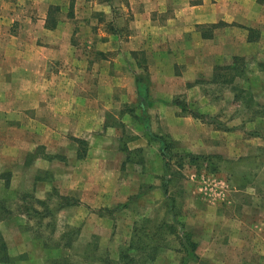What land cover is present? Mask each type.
I'll return each instance as SVG.
<instances>
[{"label":"crops","instance_id":"0c3cea01","mask_svg":"<svg viewBox=\"0 0 264 264\" xmlns=\"http://www.w3.org/2000/svg\"><path fill=\"white\" fill-rule=\"evenodd\" d=\"M125 1L121 7H115L113 0H0V139L11 137L6 142L0 141V161L9 149L22 153L24 147H29V158L34 154L33 158L50 160L49 155L56 149L74 148L72 165H60L61 170L65 168V173L60 174L54 184L47 181L53 188H58L57 196H65L76 203L67 206L69 209L75 207L69 210L71 222L80 225L75 241L68 245L66 238L62 241L61 237L63 244L53 248L65 250L71 260V251L82 253L93 246L100 251V246L111 237V221L104 212L109 202L127 204L136 194L142 200L145 197L147 200L149 193L160 196L163 159L159 165L161 173H139L121 178L125 163H133L126 160L127 156L135 149L142 151V148L132 145L131 141L127 145L121 143L126 137L125 126L117 120L122 115L124 122L128 117L134 118L136 113L119 111L117 114L114 92L121 89L128 93L134 91L138 106L135 75L147 78V107L152 105V95L157 96L158 90L168 91L165 98L157 101L166 110L165 120L178 122L179 117L174 115L177 109L173 95L180 90L199 88L201 83L211 84L217 63L227 56L240 57L243 53L238 49L251 46L259 38V21L255 26L247 23L244 28L243 8L234 1L173 0L171 4H164V0ZM95 8L101 11V17L110 12L111 17L104 21L109 24V29L105 32H100L99 28L97 32L89 30L83 36L91 45L105 42L106 50L110 52L108 58L101 57L100 51L82 53L72 43L76 40V37L73 39V25L77 30L78 27L82 29L84 22L91 23L90 18L84 19L81 14L83 10ZM121 8L127 12L123 22H119L113 12V9L119 11ZM229 8L235 10L230 19L227 16ZM169 10L173 12L166 18ZM53 11H59V17ZM160 16L165 19L159 20ZM102 22L99 19V26ZM97 24L95 21L94 25ZM116 42L121 45L113 46ZM93 46L90 48L105 52ZM137 56L145 57L147 62L138 63ZM130 73H133V79ZM89 74L91 81L84 82ZM110 101L114 108H110ZM109 113L114 122L105 124L106 119L101 120V117ZM199 136L202 139L198 144L186 146L187 152H209L212 135L202 133ZM106 144L112 147L108 148ZM40 149L44 152L40 153ZM113 154L117 161L112 159ZM59 160L66 158L59 157ZM5 167L10 166L0 165V169ZM143 184H151L153 188H145L142 192ZM223 198L215 200L220 202L213 206L227 207V202L222 203ZM248 198L251 200L247 204L244 200L238 201L234 218L227 215L222 219L218 215L220 218L213 217L201 231L196 232L195 227L184 221V228L173 234L178 249L183 251L181 235L185 231L191 234L196 245L195 264H264V204L254 191ZM213 206L206 205L209 212L203 211L208 216L212 210L213 215L218 213ZM76 212L82 214L79 222H76ZM2 231L0 224L1 234ZM16 234L21 235L19 231ZM40 242H35L38 251L47 252L41 253L40 262L29 258L28 263L50 264L60 256L48 253L52 250ZM115 245L113 248L118 247ZM160 249L151 264L163 262L164 246ZM170 260L165 263L182 264Z\"/></svg>","mask_w":264,"mask_h":264},{"label":"rangeland","instance_id":"374dc122","mask_svg":"<svg viewBox=\"0 0 264 264\" xmlns=\"http://www.w3.org/2000/svg\"><path fill=\"white\" fill-rule=\"evenodd\" d=\"M226 1L227 3L234 1L242 6L245 14L244 28L248 26L247 23L255 26L256 21H259V38L251 46L239 48L238 50L243 53L240 57L227 56L217 63L216 78L211 84L201 83L199 88L191 91L180 90L173 95L177 109L174 115L179 117L178 122L165 120L166 110L157 101L159 98H165L168 91L158 90L157 96L152 95V105L146 109L149 131L163 138L167 146L162 148L165 159L160 153L159 142L146 135L148 131L144 127L145 122L140 119L142 114L136 105L135 92L128 93L122 89L114 92L116 98L114 101L117 103L115 112L118 114L119 111H133L139 117V119L128 117L123 122L122 119L125 117L120 115L117 121L125 126L124 134L126 135L121 139V143L127 145L131 141L132 145L137 144V148H142V151L139 149L131 151V159L128 162L133 163H125L121 178L139 173L150 175L152 172L161 173L159 165H162L163 159V165H166L165 169L168 170L164 176L166 179L171 177L172 181L167 183V196H163L161 188L158 197L149 193L147 200L146 197L142 200L136 194L131 196L127 204L109 202V205L105 206L104 212L111 221L112 235L106 241L107 243L100 246L103 257L117 260L120 249L130 241L133 230L137 231L142 225L147 227L149 232L147 237L143 236V231L141 232V244L158 242L164 246L161 252L163 255L161 264H167L165 261L170 259L180 261L182 264H195L184 250L178 249L175 236L171 233L173 225L178 228L185 221L188 225L195 227L197 232V230L201 231L202 226L213 217L221 215L224 219V216L231 215L234 218L238 201L244 200L246 204L250 203L251 199L248 196L253 191L261 196V203L264 204V0ZM125 2V0H113L115 7H121ZM162 2L171 4L173 0ZM95 9L83 10L82 17L90 18L91 23L84 22L82 29L77 28L78 31L77 26L73 25V39L76 37V40H72V43L77 45L82 53L92 54V52L100 51L101 57L108 58L110 52L106 50L105 42L91 45L90 40L83 36L87 35L89 30L97 32L99 28L100 32H105L109 29V24L104 21L111 17L110 12L103 13L101 17L99 16L101 11ZM113 12L114 16L116 13L119 22L126 20V10L121 8L119 11H114L113 9ZM170 12L172 13L173 10L167 11L166 18ZM53 13L59 17V11H53ZM234 13L235 10L229 8L228 19L233 17ZM212 18L214 19L213 16ZM99 19L103 21V25L99 26ZM164 19L163 16L159 18V20ZM95 21H98L97 25H94ZM114 45L119 47L121 44L116 42ZM90 46L104 49L105 52L91 49ZM137 58L138 63L146 60L142 56ZM98 69L101 68L98 67ZM91 77V74L85 76L84 82L91 81ZM131 77L133 79L134 75ZM110 105V108L115 107L111 101ZM193 114L204 117L197 118ZM141 118L146 120L145 116ZM105 119V124L114 122L111 113L101 117V120ZM202 133L212 135L210 140L213 145L211 143L209 152L203 154L204 156L189 162L184 154L187 152L186 146L198 144L202 139L199 135ZM133 136L138 138L132 139ZM9 138L11 137L4 136L0 141L6 142ZM146 141L147 145H145ZM106 146L112 147L110 144ZM28 152H30L29 147H24L22 153L9 149L5 151L3 161H0V165L10 166L0 169V220H2L0 224L3 228L2 234L0 233V264H27L29 258H36L37 262H40L39 257L42 252L40 253L36 246L40 241L48 246V250H52L48 251L52 255L67 253L63 249L53 248L63 244L64 238H66L65 243H73L78 235L80 225L72 224L70 218L72 214L69 211L75 207L70 209L67 208L69 205L59 207L58 188H53L52 184L47 183V181L51 183L53 181L54 184L55 180H59L60 174L65 173H63L65 168L61 170L60 165H72L75 160L74 148L67 146L64 149H56L49 155L50 160L42 157L33 158L34 154L29 158ZM41 152H44L43 149H40ZM59 157H65L66 160L60 161ZM112 159L117 161L115 154ZM42 165H52V167L44 168ZM34 178L38 180L34 181ZM143 187L142 192L145 188L148 190L149 187L153 188L151 184H143ZM222 197H225L222 203L227 202V207L225 205L214 207V203L220 202L215 200ZM171 200H174V203H171ZM205 204L212 205L218 213L213 215L214 210H212L208 216L205 212L209 210ZM169 205H173L174 208L170 209ZM134 212L136 215L133 214ZM173 212L179 213L178 219H172ZM76 215L78 216L76 222H79L82 214L76 212ZM161 222L164 224L159 227ZM17 231L22 236H17ZM3 233L6 235V240ZM62 234L64 238L60 241L59 236ZM35 242L38 243L35 245ZM78 243L82 242L78 240ZM115 244H118L117 248H113L116 247ZM46 252L43 250L44 255ZM130 253L137 256L136 251H130ZM67 256L69 257L68 253ZM140 257L143 259V254Z\"/></svg>","mask_w":264,"mask_h":264},{"label":"trees","instance_id":"16d2710c","mask_svg":"<svg viewBox=\"0 0 264 264\" xmlns=\"http://www.w3.org/2000/svg\"><path fill=\"white\" fill-rule=\"evenodd\" d=\"M216 78V75H215ZM135 81L137 84V89H136V93L138 95V99H139V105L138 108L141 110V114L142 116L146 117V120L140 117V119L145 122L144 123V127L146 128L147 132V136L154 138L156 141L159 142L160 145V153L162 154L163 158L165 159V154H164V150H162V148L165 146V148L167 147L163 141V138L160 135L157 134H153L151 133L150 130V126H149V121L147 118V112H146V108L148 106V91H147V85H148V80L147 78H144L140 75H135ZM194 117H199L202 118L204 116L202 115H197V114H193ZM134 118H138L139 117L134 114L133 116ZM186 158L188 159V161L190 162V160L195 159V158H200L202 156H204L203 154H192L189 152H185L184 153ZM130 158V154L127 156V161H129ZM195 161V160H193ZM164 165V173L168 172L167 169H165ZM171 177H169L168 179L165 178L163 179V183H162V189H163V194L164 196L168 195V191H167V183L169 184L172 179H170ZM59 198V207L60 206H65V205H72V204H76L75 202H73L72 200H70L67 197H61L58 196ZM174 203V200H171V203ZM173 205H169L170 209L174 208L171 207ZM179 213H174L172 214V219H178ZM179 222V221H178ZM175 222H173L174 224ZM164 222H161L159 224L160 226H163ZM158 227V226H157ZM174 225L172 226L171 229V233L175 234L177 233V231H179L180 229L182 230L184 228V223L183 225H179L178 228H175L174 230ZM143 231V232H142ZM141 232L143 234L144 237H147L149 229L147 227H144L142 225H140L139 229L133 230V234L130 238V241H128V243L122 247L119 251L118 254V259L117 260H112L109 259L108 257H103L102 254L100 253V251H98L95 247L93 246V248L91 250H86L85 252H73L72 253V260L67 256V254L62 253L60 254L59 257H57L56 259L51 260L50 264H149L150 262H152L153 260H155V258L157 257V255L160 253L161 249V245L158 244V242L156 243H144L141 244ZM140 238H138V237ZM63 237L64 238V234L59 236V240L60 238ZM138 239V241L136 240ZM95 244V243H94ZM69 245V244H68ZM46 246V245H45ZM181 246L183 247V250L186 252L187 256L191 259H195L196 255L194 253L195 250V243L193 242V240H191V234L188 232L183 231V234L181 235ZM48 247V246H46ZM50 249V247H49ZM130 251H136L137 256H133L131 255ZM140 252H142L144 258L142 259V257H140L142 254H140ZM76 258V260H75Z\"/></svg>","mask_w":264,"mask_h":264}]
</instances>
